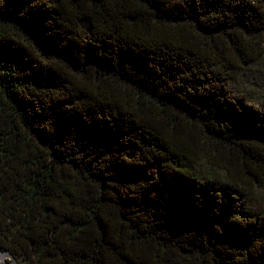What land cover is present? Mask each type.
Masks as SVG:
<instances>
[{"label": "trees", "instance_id": "trees-1", "mask_svg": "<svg viewBox=\"0 0 264 264\" xmlns=\"http://www.w3.org/2000/svg\"><path fill=\"white\" fill-rule=\"evenodd\" d=\"M0 264H264V0H0Z\"/></svg>", "mask_w": 264, "mask_h": 264}, {"label": "built area", "instance_id": "built-area-1", "mask_svg": "<svg viewBox=\"0 0 264 264\" xmlns=\"http://www.w3.org/2000/svg\"><path fill=\"white\" fill-rule=\"evenodd\" d=\"M0 253H4V254H6V255H7L6 257L9 258V255H8L5 251H0ZM7 258H2V259H1V257H0V260L3 261L4 259H7Z\"/></svg>", "mask_w": 264, "mask_h": 264}, {"label": "rangeland", "instance_id": "rangeland-1", "mask_svg": "<svg viewBox=\"0 0 264 264\" xmlns=\"http://www.w3.org/2000/svg\"><path fill=\"white\" fill-rule=\"evenodd\" d=\"M6 256H7L6 254H4V253H0V257H1V259H2V258H7Z\"/></svg>", "mask_w": 264, "mask_h": 264}]
</instances>
